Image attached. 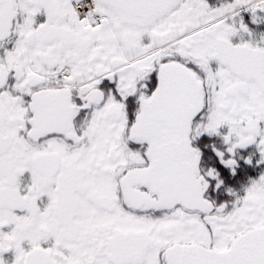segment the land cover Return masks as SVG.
<instances>
[{
  "label": "snow or ice",
  "instance_id": "1",
  "mask_svg": "<svg viewBox=\"0 0 264 264\" xmlns=\"http://www.w3.org/2000/svg\"><path fill=\"white\" fill-rule=\"evenodd\" d=\"M258 11L0 0V264H264V172L217 205L193 146L222 136L205 148L233 175L237 149L264 163Z\"/></svg>",
  "mask_w": 264,
  "mask_h": 264
},
{
  "label": "flooded vegetation",
  "instance_id": "2",
  "mask_svg": "<svg viewBox=\"0 0 264 264\" xmlns=\"http://www.w3.org/2000/svg\"><path fill=\"white\" fill-rule=\"evenodd\" d=\"M212 2L215 3L216 0H212ZM241 16L250 30H252L254 38L259 41L260 34L264 33V13L257 12V16L260 19L256 23H252L251 14L248 12H241ZM244 38L249 39L246 34ZM233 42H239V38H233ZM220 131L224 134L226 129H221ZM209 144H215L220 150H224L226 147L222 143V136L207 137V135H204L193 141V146L200 148L202 151L199 167L202 173L209 167L216 168L219 173L218 178L223 183L217 188L215 181H210V187L204 193V198L215 202L217 205L220 203L229 204V202L236 199V196L243 195L244 188L248 185L251 178L264 172V163L259 165L256 163L259 160V154L256 152L254 145L247 146L244 149H237L236 154L232 157L237 160L236 173L233 175L229 169L219 164L218 159L211 153L210 149L205 148V145ZM225 158H228L227 153L225 154ZM246 159H250L252 162L245 163ZM228 189H232L236 196L230 194ZM5 257L10 259L11 253L5 254Z\"/></svg>",
  "mask_w": 264,
  "mask_h": 264
}]
</instances>
